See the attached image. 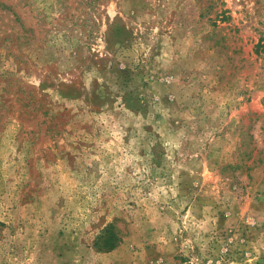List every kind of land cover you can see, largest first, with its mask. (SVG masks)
<instances>
[{
	"label": "rangeland",
	"instance_id": "obj_1",
	"mask_svg": "<svg viewBox=\"0 0 264 264\" xmlns=\"http://www.w3.org/2000/svg\"><path fill=\"white\" fill-rule=\"evenodd\" d=\"M0 264H264V0H0Z\"/></svg>",
	"mask_w": 264,
	"mask_h": 264
}]
</instances>
